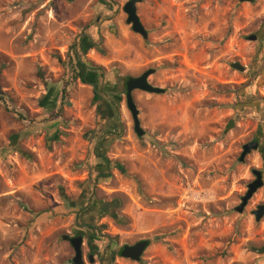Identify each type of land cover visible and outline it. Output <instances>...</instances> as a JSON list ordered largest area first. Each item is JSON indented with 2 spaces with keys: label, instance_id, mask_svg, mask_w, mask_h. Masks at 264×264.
Instances as JSON below:
<instances>
[{
  "label": "rangeland",
  "instance_id": "374dc122",
  "mask_svg": "<svg viewBox=\"0 0 264 264\" xmlns=\"http://www.w3.org/2000/svg\"><path fill=\"white\" fill-rule=\"evenodd\" d=\"M127 1L0 0V264H264V0Z\"/></svg>",
  "mask_w": 264,
  "mask_h": 264
},
{
  "label": "water",
  "instance_id": "95a60500",
  "mask_svg": "<svg viewBox=\"0 0 264 264\" xmlns=\"http://www.w3.org/2000/svg\"><path fill=\"white\" fill-rule=\"evenodd\" d=\"M142 0H128L123 9L127 13V23L132 26V29L143 36L144 39L148 38V30L146 29L144 23L142 22L138 12H137V3L141 2ZM241 2L253 0H240ZM250 39H257V35L253 34L250 36ZM234 68L239 70H245V66L242 65L240 62L232 63ZM155 68H150L144 71L139 76H128L125 82V93H126V101L127 106L130 109L133 120H134V129L139 136L145 135V130L141 126V121L139 118V108L133 96L134 90H143L146 92L151 93H164L165 88L160 86H155L149 81V76L155 72ZM260 142L259 140H252L243 145V151L240 155V161H244L245 157L252 151L259 147ZM253 174L256 178L248 184V188L246 193L241 197V203L235 208L238 212H243L245 207L247 206L248 202L252 199L253 195L256 191L263 186L264 179H263V172L259 169H253ZM256 220L259 221L264 215V204L258 206L256 210L253 211ZM71 243L74 248L75 256L73 257V262L75 264H83L84 256H83V236L79 235L76 237H70L69 235L65 236ZM150 243L149 239L140 240L134 244H125L120 253L123 257L131 258L133 260H140L145 249L148 247ZM253 250L258 253L264 252L263 247H253ZM89 260L94 261V256L91 254L89 255Z\"/></svg>",
  "mask_w": 264,
  "mask_h": 264
},
{
  "label": "trees",
  "instance_id": "16d2710c",
  "mask_svg": "<svg viewBox=\"0 0 264 264\" xmlns=\"http://www.w3.org/2000/svg\"><path fill=\"white\" fill-rule=\"evenodd\" d=\"M94 68L101 70V77L104 78V76H105V68L102 67V66H99V65H95ZM73 72H74V76H73L74 79L73 80H76L78 78V72L74 68H73ZM70 84H71V81H66L65 85H64V87L62 89V93H63L62 94V101H61L62 104L64 103V99L66 98V93L68 92V89L70 88ZM1 98H3V97H1ZM119 167H120L121 170H123L122 165H119ZM42 212H44V211H41L40 213H42ZM81 226L84 227V228L91 229V230L96 229V227L94 225L88 224V223H81ZM102 236H106V235H102Z\"/></svg>",
  "mask_w": 264,
  "mask_h": 264
},
{
  "label": "flooded vegetation",
  "instance_id": "af4514ba",
  "mask_svg": "<svg viewBox=\"0 0 264 264\" xmlns=\"http://www.w3.org/2000/svg\"><path fill=\"white\" fill-rule=\"evenodd\" d=\"M137 12H138V8H137Z\"/></svg>",
  "mask_w": 264,
  "mask_h": 264
}]
</instances>
